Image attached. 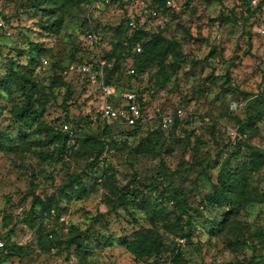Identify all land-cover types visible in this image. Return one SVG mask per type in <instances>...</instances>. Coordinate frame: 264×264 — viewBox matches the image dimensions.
Masks as SVG:
<instances>
[{
    "label": "rangeland",
    "instance_id": "1",
    "mask_svg": "<svg viewBox=\"0 0 264 264\" xmlns=\"http://www.w3.org/2000/svg\"><path fill=\"white\" fill-rule=\"evenodd\" d=\"M2 1L11 34H0V86L11 73V58L21 64L18 70H26L23 65L37 42L51 46L64 64L69 63L68 55L82 38L86 0L57 6L52 15L17 7L14 0ZM174 1V15L162 28L180 42L182 54L170 55L163 67L157 61L147 63L139 72L141 86L130 79L132 85L151 90L150 115L183 109L174 129L148 135L120 126L111 132L87 123L79 128L65 113L74 121L100 106L102 99L88 86L83 91L79 74L72 72L68 79L78 90L67 111L61 106L64 90L59 88L43 114L46 123L75 131L72 144L76 138L81 141L74 143L72 158L64 160L57 149L61 142L37 147L33 141L48 138L37 131L38 124L22 125L10 113L14 104H22V93L0 90V241L12 249L14 244L21 247L7 256L0 245V264H264V166L247 171L248 199L233 208L206 203L229 158L226 168H235L248 160L250 145L264 147V36L257 32L264 15L245 19L242 0ZM223 13L234 16L223 20ZM123 16L106 7L101 20L114 28ZM56 18L62 19L59 32L45 29ZM111 27L104 30L105 37L112 36ZM34 76L41 86L37 98L46 93L49 73ZM120 81L124 88L128 78ZM256 99V117L247 125V105ZM237 132L243 137L234 145ZM86 134L98 142L84 143ZM99 141L109 146L101 154ZM78 174L84 176L86 191L69 187L73 197H65L62 189ZM126 193L161 200L168 223H175L178 215L183 226L191 221L190 236L180 237L179 229H167L158 221L165 244L159 255L140 258L127 251L121 238L131 239L140 227L154 225L137 203L124 205ZM36 198L51 202V208L41 211L34 206ZM229 209L233 213L224 230L212 233L204 222L219 220ZM76 233L83 238L81 248L73 244ZM179 238L185 243L176 252Z\"/></svg>",
    "mask_w": 264,
    "mask_h": 264
},
{
    "label": "trees",
    "instance_id": "2",
    "mask_svg": "<svg viewBox=\"0 0 264 264\" xmlns=\"http://www.w3.org/2000/svg\"><path fill=\"white\" fill-rule=\"evenodd\" d=\"M9 1V0H8ZM18 3V6L24 5V7H30L33 9L41 10L46 15H52L55 13V7L58 8L65 7L71 0H14ZM93 0H86L83 4L82 10V23H81V34L82 38L79 44L72 48L70 54L68 55L69 63L64 64L63 58H61L55 50L48 46L47 44L37 42L35 47L37 49L33 50V54L30 55V59L27 61L23 68H26L25 71L21 72L18 70L21 67V64L16 62L14 58H11V62L9 64L11 73L9 76L1 83L0 90L8 91L9 93H14L20 91L22 94V104H14L10 110V113L19 121L22 125H29L30 127L36 123L38 124L37 131L43 133L46 137V140L38 138L33 141L37 147H43L45 145L55 144L61 142V146H59L58 151L61 153V157L69 156L72 158L74 151V143L81 142L78 138L75 139V142L71 143V135L69 131H64L62 129V124L60 126L51 125L45 122L43 119V114L46 109V106L49 103V97L52 93H54L57 89L64 90V99L61 103V106L64 110L67 111L70 101L78 90L77 86H74L68 79L69 73L66 72L69 70L70 66L76 62L83 61L85 59H94L97 57V50L91 49L86 45L83 40L84 35L90 30L91 26L94 30L98 31L102 29L103 31L107 28L111 27L108 24H104L101 20V14L96 16L93 20V24L91 25L88 19V9ZM150 2L155 5L160 13L158 18H149L147 22L146 28L141 29H131L128 24V15L130 4L125 0H112L111 5L107 6V8H116L124 13L123 18L113 29V33L109 38L106 37L102 44L98 47V53L102 59L106 61L105 65V78L107 83L114 84L118 87L120 86V78L127 77L128 82L125 83L123 87H132L133 82L130 81L131 78H134L135 82L140 83L139 72L145 70L147 67V63L157 61L159 65L162 67L165 65L167 58L177 53L178 55L182 54V48L180 42L175 40L174 38L168 37L163 33V24H167L169 21V17L172 18L174 15V7L166 5V0H150ZM242 4L244 9L247 11L244 16L245 19H250V17L255 14L264 15V0H261L256 6L252 5L251 0H242ZM260 12V13H259ZM233 13L231 15L223 13V20L229 21L231 17H233ZM7 22L9 21V17L4 14ZM261 17V16H259ZM164 22L159 23L160 20ZM264 19V16L263 18ZM103 23V24H102ZM62 26V19L56 18L55 22H53L49 26H45V29L50 31L59 32ZM155 28H160L157 30ZM162 28V29H161ZM157 30V31H156ZM50 33V32H48ZM1 35L7 34V31L2 30L0 32ZM140 43L142 45V50L140 52L136 51V45ZM34 45V44H32ZM43 57H48L50 60V64L45 70L46 73H49L48 84L46 87V93L40 94L39 97L36 98V95L39 92L40 84L36 77L34 76L36 67L40 64ZM135 70L134 74L130 73L131 69ZM79 86L82 87V90L85 91L86 86L91 88L94 91H97L93 86H91L89 80L79 74ZM120 77V78H119ZM150 89V87L148 88ZM263 92V90H262ZM98 96L100 98V94L98 92ZM151 94L148 96L145 102V109L149 111V100L151 99ZM98 98V97H97ZM98 98V99H99ZM252 100L247 105L246 116L247 125H251L256 117L254 102L257 101ZM100 106H97L94 110H87L86 113H81L78 119L74 121L71 120L68 112L65 113L66 119L72 121L79 128L82 127V124H89L90 127H101L102 130L108 132L113 129L115 126L126 127L129 128L130 133L136 134L138 132H147L148 135H155L160 133L162 129L159 125V121H155L152 126L145 128L143 126H125L118 124H108L106 122H99L97 125H93L90 117L94 113H99ZM177 126L176 120L169 127L174 129ZM168 128V129H169ZM111 132V131H110ZM238 133V132H237ZM238 135L232 144L235 143V140L243 137V133H238ZM245 135V134H244ZM71 136V137H70ZM84 143H97L98 138L94 136H90L86 134V137L83 139ZM101 144V150L98 152L101 154L102 152H106L109 149L108 143L99 141ZM241 142H239L240 144ZM235 145V144H234ZM251 151L249 154L248 160L244 162H240L235 168L228 167L230 165V158L226 162V166L221 170L219 174V178L217 183L215 184V189L213 193H211L207 199L208 202L212 206L218 208L224 207H232L234 203L242 202L250 197L247 195L246 190V179H247V171L250 168L259 169L264 166V150L257 149L256 147L250 145ZM235 152L232 153V156H235ZM64 159V158H63ZM65 160V159H64ZM84 176L82 174L76 175L72 178V181L62 189L63 195L67 198H72L73 194H68V188L79 189L80 186L83 191H86V186L84 185ZM124 197V205L129 206L130 203H137L141 209L146 210L149 220L151 224L154 225L152 228L140 227L133 234L132 238H121L120 243L124 245L127 251L136 255L140 258H151L153 256H157L162 252L165 244L163 242V237L158 231L156 227V222L162 221L167 229H176L182 232V236L180 237H189L190 227H193L191 221L189 220L186 226L182 225V217L178 215L176 217V222L173 224L168 223V211L167 206L161 200H148L146 197L139 198L137 194L134 193H126L122 194ZM121 197V196H120ZM37 205L41 211L46 212L51 208V202L41 200L40 198H36L34 206ZM56 207H59L58 205ZM23 208V207H22ZM233 208V207H232ZM25 211V210H24ZM232 210H226V212L222 215L221 218L215 217L214 220L204 222L205 225L210 226V231L214 234L221 232L225 228V223L228 221L229 216L232 214ZM18 214H20L18 212ZM218 221V222H216ZM168 223V224H167ZM75 229V228H74ZM73 244H76L79 248L83 247V238L80 233H76L74 235ZM178 248L176 252H179L180 245L177 242ZM3 250L7 252V256L13 255L14 249L21 248L14 244L13 249L9 246H2ZM178 254V253H177ZM247 264H254L253 262Z\"/></svg>",
    "mask_w": 264,
    "mask_h": 264
},
{
    "label": "built area",
    "instance_id": "3",
    "mask_svg": "<svg viewBox=\"0 0 264 264\" xmlns=\"http://www.w3.org/2000/svg\"><path fill=\"white\" fill-rule=\"evenodd\" d=\"M130 4L128 24L131 29H141L147 27L149 18H158L160 16L158 8L153 5L150 0H125ZM240 1V0H238ZM260 0H251L252 5H257ZM112 0H93L88 9V19L90 24H93V20L96 16L102 13V11L109 5ZM166 5L174 7L176 6L174 0H166ZM3 1L0 0V30L7 31L10 35L7 20L4 17ZM9 17L8 14H6ZM164 19L159 23L163 24ZM257 32L264 36V24L257 28ZM104 31L99 29L94 30L91 26L90 30L84 35L83 40L86 45L91 49L97 50V57L90 60L85 59L80 62L72 64L69 68V74L77 72L85 76L91 86H93L100 94L102 103H100L99 113H94L90 117L93 125H97L99 122H106L108 124H118L125 126H143L148 128L152 126L155 121H159V125L162 129H168L176 120V118H182L184 111L182 108L177 109L173 113H168L163 116H152L149 111L145 109V102L149 96L151 90H145L138 85L132 87H118L114 84L107 83L105 78V65L106 61L102 59L98 53V47L105 40ZM142 45L138 43L136 45V51L140 52ZM50 64L48 57H43L40 64L36 67L35 75L47 70ZM131 74L135 73L132 68ZM64 131H69L73 137L75 135L74 130L67 128ZM240 136L238 133H234V138ZM75 137V136H74ZM264 150V147H263ZM179 244L185 243L184 238L178 239ZM0 245L4 246V243L0 241Z\"/></svg>",
    "mask_w": 264,
    "mask_h": 264
}]
</instances>
